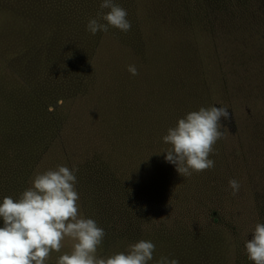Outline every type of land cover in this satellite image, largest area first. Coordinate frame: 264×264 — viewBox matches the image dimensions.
<instances>
[{
	"label": "trees",
	"instance_id": "obj_1",
	"mask_svg": "<svg viewBox=\"0 0 264 264\" xmlns=\"http://www.w3.org/2000/svg\"><path fill=\"white\" fill-rule=\"evenodd\" d=\"M101 3L102 0H0V202L5 196L19 199L31 186L50 150L59 145L57 141L69 118V113L65 114L67 105L70 110L76 98L97 90L101 71L95 65V55L104 39L129 50L126 56L135 59L138 81L148 73L165 82L172 73L175 75L176 99L168 95V120L158 122L154 142H143L150 149L139 154L143 160L145 154L151 153L167 166L173 164L165 160L163 151L170 145L163 136L171 127V118L176 124L190 112V107L197 110L191 106V95H207L208 88L216 84L221 66L238 62L250 65L259 61L264 50V0H151L142 20L136 16V0H114L127 11L130 30L110 27L107 32L93 35L86 26L101 11ZM140 27H149V31L142 32ZM167 45H171V55L165 54V66H159V62L155 65L153 55L163 53ZM171 60L175 62L174 69L169 68ZM260 76L261 72L254 76L256 81ZM139 88L143 95L145 88ZM254 95L264 106L263 91ZM210 101L213 102L208 96L206 102ZM55 103L59 105L53 108ZM252 104L253 101H240L238 108L236 104L230 108L233 127L242 125L238 116L241 106ZM142 149L140 145L132 147L134 165ZM99 155L85 156L76 163L75 189L79 214L95 220L105 230L96 256L106 258L126 252L135 241L129 232L119 231L117 223L137 219L140 227L148 229L157 215L145 205L138 208L139 212L135 210L139 204L136 179L145 176L140 171L136 176L129 159L127 162L120 157L114 162L109 156ZM174 177L182 180L189 176L176 173L165 179L175 181ZM112 223L114 228H110ZM168 229L160 228L156 237L147 238L155 245L148 264H156L162 256L176 259L179 264H225L210 243H216V237L198 233L179 235L175 240ZM70 251L65 246L60 252L52 251L45 264H57L59 256Z\"/></svg>",
	"mask_w": 264,
	"mask_h": 264
},
{
	"label": "rangeland",
	"instance_id": "obj_2",
	"mask_svg": "<svg viewBox=\"0 0 264 264\" xmlns=\"http://www.w3.org/2000/svg\"><path fill=\"white\" fill-rule=\"evenodd\" d=\"M136 1V16L142 20L146 17L151 0ZM140 28L142 32L149 31V27ZM166 33L169 36L170 33ZM170 48L171 45H167L163 53L153 55L155 65L159 62V66H165V54L169 52L171 55ZM127 50L118 42H110L109 38L102 41L95 55V65L101 71L97 90L76 98L70 110L67 105L65 114L69 113V118L67 116L68 120L57 141L59 145L57 149L53 147L50 150L39 173L55 169L57 160H63L60 165L78 172L76 163L94 154L109 156L114 162L120 161V157L127 162L129 159L136 176L139 171L145 176L136 179V202L139 204L135 210L145 205V209L157 215L148 229L140 227L137 219L135 222L132 219L134 224L132 221L117 223L119 231L129 232L135 237L133 243L149 241L147 238L156 237L155 232L160 228H169L168 232L174 235L175 240L179 235L208 233L211 238L216 237L217 242L210 243L214 249L217 248L225 264H254L247 258L244 242L252 238L251 232L256 223H264V106L263 101L260 105V100L254 97L261 90L264 93V50L258 57L259 61L262 58L261 63L254 61L247 65L238 62L221 66L216 84L208 88L207 95H191V106L197 110L216 105L226 106L230 110L235 104L238 108V102L247 100L248 103L253 101V104L241 106L238 115L242 124L240 128L233 127L230 120H221L223 136L209 155V159L215 162L213 168L193 172L187 179L174 177L175 181L165 179L168 175L179 174L175 166L162 165L160 158L151 153L145 154L143 160L139 156L150 149L143 146V142H154L158 122L168 120V95L176 99L175 75L172 73L170 80L165 82L164 78L157 80V76L155 79L148 73L138 81L137 75L133 76L127 70L129 61L135 65V59L126 56L129 54ZM174 65V61H169V68L174 69ZM151 66L146 65L145 68ZM146 70L143 72L146 73ZM151 71L155 73V70ZM157 72L160 73L159 70ZM259 72L261 76L256 81L254 76ZM139 87L145 88L143 95ZM208 96L213 102H206ZM160 97H166V100H160ZM58 105L55 103L53 108ZM191 109L195 110L193 107ZM230 119L233 120L232 114ZM171 120L169 123L173 127L175 119ZM135 144L143 147L142 151H138L137 165L132 162V147L139 146ZM142 165L148 170L143 169ZM230 179H236L240 184L236 195L229 187ZM2 226L3 222H0ZM111 227H115L113 223ZM72 243L67 237L62 241L63 246L70 249Z\"/></svg>",
	"mask_w": 264,
	"mask_h": 264
},
{
	"label": "clouds",
	"instance_id": "obj_3",
	"mask_svg": "<svg viewBox=\"0 0 264 264\" xmlns=\"http://www.w3.org/2000/svg\"><path fill=\"white\" fill-rule=\"evenodd\" d=\"M100 9L86 26L91 34L107 32L110 27L124 32L130 30L127 11L114 0H102ZM127 70L133 76L138 75L133 65ZM222 119H230L226 106L200 107L179 118L163 136V141L170 145L163 151L165 160L175 165L183 177L213 168L215 162L209 155L223 136ZM75 183V169L58 165L37 173L19 199L3 198L0 264H45L52 251L60 252L66 237L73 241L71 251L60 255L57 264H148L153 259L155 245L147 240L130 244L126 252L98 258L96 252L105 230L95 220L79 214ZM228 184L236 195L239 182L230 179ZM251 233L252 238L244 242L247 258L254 264H264V223H256ZM156 264H179V261L162 256Z\"/></svg>",
	"mask_w": 264,
	"mask_h": 264
}]
</instances>
